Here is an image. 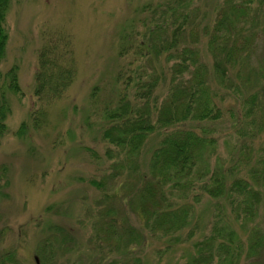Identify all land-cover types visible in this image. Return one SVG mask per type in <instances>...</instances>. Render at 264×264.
<instances>
[{
  "label": "trees",
  "instance_id": "trees-1",
  "mask_svg": "<svg viewBox=\"0 0 264 264\" xmlns=\"http://www.w3.org/2000/svg\"><path fill=\"white\" fill-rule=\"evenodd\" d=\"M199 2L170 0L146 5L141 12L142 32L130 35L120 49V58L129 59V63L117 75L118 96L101 111L102 138L108 145L105 157L111 162L107 177L112 181L124 179L118 190L132 187L131 210L144 231L171 243L181 241L185 231L191 238L197 226L193 223L196 206L205 197L215 201L211 233L196 245V255L187 264H212L216 260L233 264L241 259L244 246L226 220L225 208L233 221H251L257 216L263 201L264 146L259 150L257 167L247 178L237 174L234 165H224L213 129L183 125L214 123L226 115L233 116L232 109L225 110L220 104L217 87L226 94H246L241 116L234 122L236 133L244 137L246 132L253 141L264 132V65L256 67L253 61L258 50L264 49V0H221L209 22ZM10 5L11 0H0V63L8 42L5 21ZM76 71L72 38L59 33L49 36L38 55L35 96L45 106L31 113L34 128L47 119V108L70 89ZM6 77L9 89L19 94L17 68L9 70ZM252 86L257 88L247 94ZM161 92L165 93L163 98ZM9 113L2 96L0 139L7 131ZM158 130L164 136L143 171V149ZM25 131L24 123L18 134ZM245 145L250 152L247 141L241 142L237 166L250 156L243 158ZM89 153L96 157L92 150ZM90 185L103 193L94 225L97 243L101 245L100 240H104L113 253L127 252L123 261L111 264H145L132 249L143 236L133 226L123 229L119 223L118 208L105 191L106 178L93 179ZM248 243L244 261L255 264L253 259L264 248V234L257 227L252 229ZM0 264H16L15 255L0 252Z\"/></svg>",
  "mask_w": 264,
  "mask_h": 264
},
{
  "label": "rangeland",
  "instance_id": "rangeland-1",
  "mask_svg": "<svg viewBox=\"0 0 264 264\" xmlns=\"http://www.w3.org/2000/svg\"><path fill=\"white\" fill-rule=\"evenodd\" d=\"M170 0H11L5 30L8 34L5 57L0 63V98L8 102L10 113L6 119L7 131L0 139V252L15 255L16 264H111L124 260L126 251L117 254L107 243H97L94 225L102 206L103 193L90 185L93 179L106 178L105 191L118 208V221L133 226L143 236L134 254L145 264H187L196 255V245L211 233L215 221V204L205 197L196 206L194 234L181 241L171 240L144 231L138 216L131 210L132 187L117 189L124 179H108L111 162L105 157L108 145L102 138V109L118 96L117 75L129 63L119 52L129 36L142 32V10L146 5H160ZM221 0H200L206 21L215 15ZM72 38L75 54L76 78L59 101L47 109V119L34 128L30 116L45 106L35 96V74L39 51L53 34ZM206 62L210 58L202 46ZM255 66L264 65V49L253 59ZM252 63V61H251ZM17 68L20 93L8 87L6 74ZM214 87V86H213ZM257 87L252 86L253 90ZM97 91L95 92V90ZM225 110L232 109L219 122L183 125L185 128H211L218 140V155L226 166L234 165L237 174L249 178V171L257 167L259 150L264 146V132L250 141V135L236 133L234 122L241 116V101L246 94H226L216 87ZM164 92L159 96L163 98ZM26 131L19 135L22 124ZM164 136L156 131L149 137L141 156L146 171L152 151ZM250 152L243 151L247 161L237 166L241 157V142ZM89 150L95 153L91 157ZM238 152V154H237ZM260 167V166H259ZM111 182V183H110ZM134 182V181H133ZM263 201L253 220L233 221L228 207L226 220L232 224L238 243L244 253L233 264H251L244 261L248 251V237L252 229L264 234ZM134 203V201H133ZM135 204V203H134ZM100 206V207H99ZM134 207V205H133ZM188 230V229H187ZM126 252V253H125ZM258 258V259H256ZM253 259L264 264V248ZM212 264H228L214 261Z\"/></svg>",
  "mask_w": 264,
  "mask_h": 264
}]
</instances>
